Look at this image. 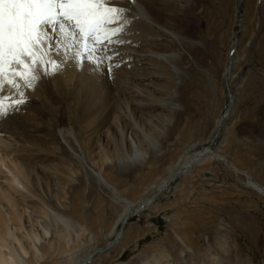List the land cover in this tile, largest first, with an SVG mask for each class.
<instances>
[{
    "label": "rangeland",
    "instance_id": "1",
    "mask_svg": "<svg viewBox=\"0 0 264 264\" xmlns=\"http://www.w3.org/2000/svg\"><path fill=\"white\" fill-rule=\"evenodd\" d=\"M164 1L151 7L152 26L129 8L125 42L109 45L145 58L115 57L111 75L108 61L94 74L69 60L22 88L25 102L0 119V230L13 232L24 264H75L104 250L120 231L121 200H146L167 169L202 149L264 188V0ZM0 97L6 108L22 99L11 88ZM122 233L90 264H264V196L207 157Z\"/></svg>",
    "mask_w": 264,
    "mask_h": 264
},
{
    "label": "snow or ice",
    "instance_id": "2",
    "mask_svg": "<svg viewBox=\"0 0 264 264\" xmlns=\"http://www.w3.org/2000/svg\"><path fill=\"white\" fill-rule=\"evenodd\" d=\"M129 11L119 0H0V92L11 88L22 97L7 108L0 97V119L25 102L22 88H34L65 62L91 65L95 74L120 56L109 45L125 42Z\"/></svg>",
    "mask_w": 264,
    "mask_h": 264
},
{
    "label": "bare ground",
    "instance_id": "3",
    "mask_svg": "<svg viewBox=\"0 0 264 264\" xmlns=\"http://www.w3.org/2000/svg\"><path fill=\"white\" fill-rule=\"evenodd\" d=\"M119 4L122 5V6H125L127 8H131L132 10H134L135 13L137 14L138 18L140 19V21H142L143 26H147V25L150 26L151 24L154 23V19L156 17V14L152 12L151 7L154 4H156V5H163V4H166V2L164 0H147V1H144V3H143V2H139V1L136 0V3L133 4L132 3V0H119ZM138 9H141L142 12H138ZM158 30L160 32H162V33H164V34L172 37V38L174 37L171 33L165 31L161 27H159ZM138 31H139V29H138ZM138 34L140 35L142 33L139 31ZM139 35H137V36H138L139 39H141L142 36H139ZM154 41H155V39H153L151 37L150 38H143V42L145 43L146 46L147 45L152 46L151 44H153ZM110 48H112V47H110ZM114 51H116V50H114ZM118 51H120V50H118ZM122 52L121 51L119 52L121 54L120 57H122V59H123V60H121L122 62L124 61L125 58L132 57L133 59H135L137 61L138 60L140 61V57H144L143 54H134V53H131V52H128V51H127L128 53H126L125 51H122ZM129 53H130V56H129ZM146 56H149V58H150V54L149 55H146ZM116 58H119V57H116ZM161 59H165V58H161ZM115 60L117 61V59H114L113 61H115ZM113 61H111V62H113ZM131 61H133V60H131ZM111 62L109 63V61H108V64H106V65L109 68H111L112 72L113 71L115 72L118 69L117 68H114L113 67L114 64H111ZM128 62H130V59H129ZM42 77H44V76H42ZM42 79H41V81H42ZM36 84H38V83H36ZM35 88H37V87L35 86ZM29 89H31V88H29ZM32 91H33V88H32ZM30 92H31V90H30ZM231 106H232V104L229 105V109L231 108ZM216 126L218 127L219 126V123H217ZM70 138L72 139V136L71 135H70ZM133 150L135 151L134 152V159L143 162V160L141 159V156H140L141 153L137 151V146L136 145H135V147H133ZM207 157H211V158H213V159H215L217 161H221L222 163H224L225 166L228 169H230L234 174L243 176L244 179H245V181H246V185L249 188H251L254 191H256L259 195L264 196V188L261 187L260 185L256 184L248 176V174H246V173H244L242 171L237 170L236 168H234L233 166H231L229 163H227L221 157L215 156L213 153H210L209 150L202 149L198 153H196L195 155L192 154L190 156H187V158H184L182 160V162H180L179 164H176L175 166H172L171 168L167 169V175L164 176L163 178H161V180H160L161 182L159 184H157L155 186H152L150 188L151 195L146 200H141V201H139L137 203H132V202L126 200V199H122L121 202L125 205V208H124L123 213H121V215L119 216V219L117 221L118 226L120 225L119 226L120 227V231H118L115 234V240L112 243L108 244L104 250H99L98 252L95 251L96 253L93 252L92 254L86 256L84 259L76 262L75 264H90L93 261V258L96 255H100V253L104 252L105 250L114 249V247L116 245H118L119 242L123 239L122 228L127 224V222L130 219V217H132L134 215H139L145 208H147L148 206L151 205V203H152V201L154 199H156L157 197H159L164 192V190H166L168 188V186H169V184H170V182L172 180H174L175 178H177V177H179L181 175H185L187 172H189V170L193 167L194 164H197V163H200L201 164V161L206 160ZM77 158H80V157L78 156ZM0 163H2V161ZM2 166L6 168L5 165H2ZM7 173L11 176V179L14 182L18 183V180H17L16 175L13 176V172L7 171ZM94 176L99 181V183H101L108 191L110 190V193H112V195L114 194V191L109 186H107V184L100 178V176H98L96 174ZM0 224L3 225L4 227H6V225L3 222H0ZM6 232L7 233L4 235L5 232H3V231L0 230V237H2L3 239H5L7 241V243L9 244V248H7L5 245H3V246L0 245V264H24L23 261H22V259H21V257H26V252L24 251V248L22 247L21 244H19L18 245V249H16L15 248V242H13V246H14V248H13L11 246L12 245L11 244L12 242H10V240L13 239L12 238L13 237V232L11 231V233H10L8 231V229H7ZM38 242L39 241H35V243H38ZM16 251L18 252L19 255L16 253ZM142 264H146V263H142Z\"/></svg>",
    "mask_w": 264,
    "mask_h": 264
},
{
    "label": "water",
    "instance_id": "4",
    "mask_svg": "<svg viewBox=\"0 0 264 264\" xmlns=\"http://www.w3.org/2000/svg\"><path fill=\"white\" fill-rule=\"evenodd\" d=\"M240 1H241V0H238L237 5L240 3ZM227 73H228V71H227ZM226 79H227V77H226ZM230 100H231V98H230Z\"/></svg>",
    "mask_w": 264,
    "mask_h": 264
}]
</instances>
